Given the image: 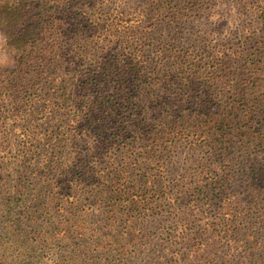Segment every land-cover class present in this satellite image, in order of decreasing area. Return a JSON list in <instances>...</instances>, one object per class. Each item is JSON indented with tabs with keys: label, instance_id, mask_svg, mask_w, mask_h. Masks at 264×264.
Segmentation results:
<instances>
[{
	"label": "trees",
	"instance_id": "1",
	"mask_svg": "<svg viewBox=\"0 0 264 264\" xmlns=\"http://www.w3.org/2000/svg\"><path fill=\"white\" fill-rule=\"evenodd\" d=\"M73 2L0 0V264H264V42Z\"/></svg>",
	"mask_w": 264,
	"mask_h": 264
},
{
	"label": "rangeland",
	"instance_id": "2",
	"mask_svg": "<svg viewBox=\"0 0 264 264\" xmlns=\"http://www.w3.org/2000/svg\"><path fill=\"white\" fill-rule=\"evenodd\" d=\"M71 1L74 2L69 4L68 8H71L72 5L77 7L75 9L72 8V12H77L79 7L83 5L82 0ZM107 1L103 6L107 4L111 8L115 7L120 10L140 13L146 21L153 23L154 28L164 30L162 36L165 39H176L180 45H188V43H198L199 45L203 43L211 49L214 45L227 46L237 44V46L241 47L245 43L247 44L246 49L248 52L252 53L257 47L256 41L262 40L264 42V26L257 21L256 8L260 0H175L182 7V10L178 13V18H174L175 20L168 17V12L157 8L159 5L157 0ZM190 1L196 2V5L192 6ZM65 11L67 13V10ZM261 52L264 55V47L261 48ZM14 64L15 54L5 45L3 34L0 31V68H11ZM82 150L83 148L77 150L75 155L80 154ZM172 172L173 170H171ZM182 176L184 175H178V177L175 174L167 175L165 178L166 186L169 184L173 185L175 178L182 181ZM159 188L161 189L160 185ZM170 190L172 193H176L172 188L168 191ZM239 192H242L243 196H245V189H241ZM183 201V199H180L178 208L172 211V214L179 209L189 208L190 204L188 205L187 202V204H183ZM97 213L99 214V212ZM196 215L197 212L194 213L191 210L188 213L189 218L184 219H195ZM169 216L168 213L164 219H168ZM100 219H105V217L86 219L87 227L100 232V229L103 228V224H100ZM180 250L182 249H178V251ZM116 262L120 264L121 261Z\"/></svg>",
	"mask_w": 264,
	"mask_h": 264
}]
</instances>
